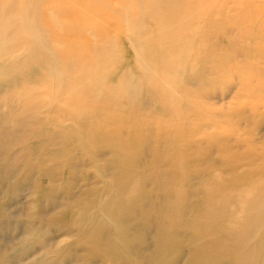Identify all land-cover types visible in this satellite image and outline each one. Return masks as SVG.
I'll use <instances>...</instances> for the list:
<instances>
[{
  "label": "bare ground",
  "instance_id": "obj_1",
  "mask_svg": "<svg viewBox=\"0 0 264 264\" xmlns=\"http://www.w3.org/2000/svg\"><path fill=\"white\" fill-rule=\"evenodd\" d=\"M0 264H264V0H0Z\"/></svg>",
  "mask_w": 264,
  "mask_h": 264
},
{
  "label": "rangeland",
  "instance_id": "obj_2",
  "mask_svg": "<svg viewBox=\"0 0 264 264\" xmlns=\"http://www.w3.org/2000/svg\"><path fill=\"white\" fill-rule=\"evenodd\" d=\"M16 19H17V17H16ZM129 50V52H132L131 51V49L129 48L128 49ZM125 52V51H124ZM125 54H126V52H125ZM126 55H129V54H126ZM130 56V55H129ZM125 57V56H124ZM126 58V57H125ZM130 63H131V61H129V63H128V65H130ZM228 102H229V99H227V100H225V101H223V102H220V104H222V107H225V108H227L228 107ZM248 123H249V125L251 126L252 125V118H250V119H248V121H247ZM216 164H218V163H216Z\"/></svg>",
  "mask_w": 264,
  "mask_h": 264
}]
</instances>
